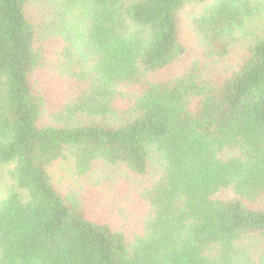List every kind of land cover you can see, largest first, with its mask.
Listing matches in <instances>:
<instances>
[{"label": "trees", "instance_id": "obj_1", "mask_svg": "<svg viewBox=\"0 0 264 264\" xmlns=\"http://www.w3.org/2000/svg\"><path fill=\"white\" fill-rule=\"evenodd\" d=\"M202 3L192 26L224 57L258 4L0 0V166L14 186L0 199V264H253V243L264 245V36L220 73L193 62L167 75L189 56L182 12ZM52 69L58 102L37 79ZM99 163L143 183L151 174L134 224L56 180L58 165L79 178Z\"/></svg>", "mask_w": 264, "mask_h": 264}, {"label": "rangeland", "instance_id": "obj_2", "mask_svg": "<svg viewBox=\"0 0 264 264\" xmlns=\"http://www.w3.org/2000/svg\"><path fill=\"white\" fill-rule=\"evenodd\" d=\"M254 6L259 5L258 13L246 20L243 30L237 31L236 37L230 44L228 53L224 57H216L210 55L206 50V47L200 42L198 34L195 32L192 23L195 17L202 12L205 7V3L196 4V6H188L182 12V32L183 38L187 46L189 47V56L187 60L176 66L175 69L169 71L167 75H175L181 71L185 65L193 62H198L205 69L212 73H220L225 69L238 63L243 47L249 38L256 35L264 36V0H248ZM54 48V49H53ZM63 48L62 42L57 40L54 47H51L50 52L55 55L56 61H59L56 50ZM55 51V52H54ZM55 53V54H54ZM53 57V56H52ZM51 58V57H50ZM65 61V59H62ZM61 61V62H62ZM50 69V68H49ZM57 74L55 69H52L51 73L46 70H42L37 75V79L40 82L41 89H44L47 97L53 102H58L63 95L64 89L59 86L57 80ZM229 154L233 155L234 151H230ZM55 169V177L57 181H62L64 187L78 188L85 185L87 194L85 195L86 203L95 209L94 212L101 211L112 218L119 221L120 216L127 217L131 224H134L132 216L138 213V210L142 208V201H140L139 190L144 188L145 185L150 184V175L145 178L144 183L136 176L129 174L123 167H107L99 163L94 170L86 176L74 177V173L64 166L58 165ZM73 173V174H72ZM99 181V182H97ZM69 184V185H68ZM14 189L13 180L9 174L8 166H0V199L5 197L7 193ZM261 246H264L261 243ZM259 243H253V255L249 261L253 264H260L259 262L264 260V257L260 256L264 250Z\"/></svg>", "mask_w": 264, "mask_h": 264}]
</instances>
